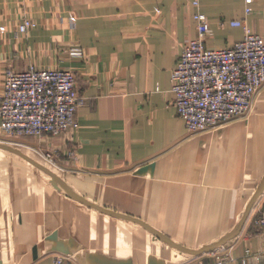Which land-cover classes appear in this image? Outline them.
Listing matches in <instances>:
<instances>
[{
  "label": "crops",
  "instance_id": "0c3cea01",
  "mask_svg": "<svg viewBox=\"0 0 264 264\" xmlns=\"http://www.w3.org/2000/svg\"><path fill=\"white\" fill-rule=\"evenodd\" d=\"M246 1L0 0V90L7 70L69 68L84 99L75 130L17 140L58 151L59 169L0 130V264H52L67 253L75 264H214L216 256L264 264L257 202L227 239L264 192V87L246 116L199 134L187 132L171 91L182 49L197 36L196 10L207 17L208 49L243 38L233 20L264 41V1ZM26 19L34 27L20 33ZM71 47L83 57L70 58Z\"/></svg>",
  "mask_w": 264,
  "mask_h": 264
},
{
  "label": "built area",
  "instance_id": "2783aa9c",
  "mask_svg": "<svg viewBox=\"0 0 264 264\" xmlns=\"http://www.w3.org/2000/svg\"><path fill=\"white\" fill-rule=\"evenodd\" d=\"M264 1V0H263ZM247 4L251 0L246 1ZM197 7V1H194ZM246 14L250 8H246ZM197 36L182 49L171 75V91L177 116L190 134L215 130L246 116L255 97L264 87V41L244 20L229 24L243 29V38L230 47L208 49L204 38L209 30L207 17L196 10ZM34 24L24 20L19 27L26 33ZM70 58H82L79 47L68 50ZM84 99L76 90L75 74L69 68L7 70L0 90V130L18 147H25L54 170L58 151H43L18 142L24 138L59 136L77 128V109ZM68 151V157L72 156ZM255 225L264 231V192L258 201ZM216 256L214 264H225ZM38 264V263H35ZM52 264H75L72 255H56Z\"/></svg>",
  "mask_w": 264,
  "mask_h": 264
},
{
  "label": "water",
  "instance_id": "95a60500",
  "mask_svg": "<svg viewBox=\"0 0 264 264\" xmlns=\"http://www.w3.org/2000/svg\"><path fill=\"white\" fill-rule=\"evenodd\" d=\"M14 150H15V149H14ZM19 154H20L21 156H23L27 161H29L30 163L34 164L36 167H38V168L42 169L43 171H45V172L49 175V177H50V179H51V183H52V185H54V187H56L57 189H59L60 191H62V192H64V193H66V194H67L68 196H70V197L76 198V199H78L79 201H81V202H83V203H85V204H90V203H88L86 200H84L83 198H81L80 196H78L77 194H75L74 192H72V191L68 188V186H67L65 183H63V181H61V180L59 179V177H58V176H57L52 170H50V169L47 168L46 166H43V165L40 164V163H37L36 161H34L33 159L29 158L28 156H25L24 154H22L21 152H19ZM262 192H263V187L261 186V187L258 189V191L255 193V195H254V197L252 198L251 202L249 203V205H248V207H247V209H246V211H245V214H244V216H243V219H242V221H241L239 227H238L237 230H236L234 233H232L227 239H231V238L235 237V236L240 232V230H241L243 224L245 223V221H246V219H247V217H248V215H249L251 209L253 208L254 203H256V202L258 201V199H259L260 195L262 194ZM124 217H126V216H124ZM126 218H128V217H126ZM130 219H131V218H130ZM133 220H135V219H133ZM154 233H155V235H156L157 237H159V238H160L161 240H163L164 242L170 244L171 246L176 247V248H180V249H183V250H186V249H184V248H181L179 245L173 243V242L170 241L169 239H167L164 235H162V234H160V233H158V232H156V231H154ZM222 243H223V242H222ZM222 243H217V244L207 245V246L203 247L202 249H200L199 251H194V252H193V251H189V252L192 253V254H194V255H199L200 253H203V252H210V251H213V250H215V249L221 247V246L223 245ZM67 255H72V254H71V253H69V254L67 253Z\"/></svg>",
  "mask_w": 264,
  "mask_h": 264
},
{
  "label": "rangeland",
  "instance_id": "374dc122",
  "mask_svg": "<svg viewBox=\"0 0 264 264\" xmlns=\"http://www.w3.org/2000/svg\"><path fill=\"white\" fill-rule=\"evenodd\" d=\"M9 145H11V144H9ZM29 145V144H28ZM18 148H21V147H18ZM23 151H25L26 153H28V154H30V156H32L33 157V155H31L32 154V152L30 151V150H28V149H26L25 147H22L21 148ZM35 157V156H34ZM36 158L37 159H39L37 156H36ZM41 160V159H40ZM42 161V163L44 164V165H46L45 164V162L43 161V160H41ZM47 167H49L48 165H46ZM50 168V167H49ZM51 169H54V168H51Z\"/></svg>",
  "mask_w": 264,
  "mask_h": 264
}]
</instances>
